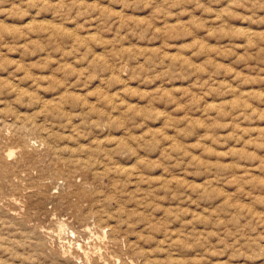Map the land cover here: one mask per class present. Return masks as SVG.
<instances>
[{
  "label": "rangeland",
  "instance_id": "374dc122",
  "mask_svg": "<svg viewBox=\"0 0 264 264\" xmlns=\"http://www.w3.org/2000/svg\"><path fill=\"white\" fill-rule=\"evenodd\" d=\"M0 264H264V0H0Z\"/></svg>",
  "mask_w": 264,
  "mask_h": 264
}]
</instances>
